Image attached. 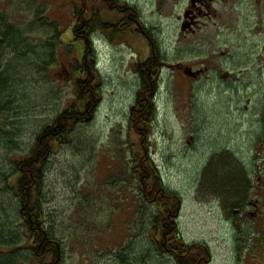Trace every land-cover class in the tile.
<instances>
[{
	"label": "rangeland",
	"instance_id": "obj_1",
	"mask_svg": "<svg viewBox=\"0 0 264 264\" xmlns=\"http://www.w3.org/2000/svg\"><path fill=\"white\" fill-rule=\"evenodd\" d=\"M161 2L158 12L151 9L157 0H140L146 20L159 24L165 43L149 156L168 191L181 200L178 225L183 240L209 246L211 264H255L236 253L224 233L219 196L224 175L232 171L235 175V170L247 166L260 132V124L248 113L261 116L264 97L258 96L246 109V99L230 92L217 94L208 78L191 85L176 72L177 64L192 62L187 45L175 43L184 7L171 10V0ZM82 3L90 15L93 7L103 12L100 2L96 8L92 0ZM78 4V0H0V16L15 26L20 43L19 50L9 49L3 55L4 66L10 64L15 102L4 132L16 133L0 131L1 169L9 171L11 163L4 137L14 136L21 157L36 133L75 97L69 64L82 55L83 43L73 33ZM100 32L95 30L92 44L103 81L102 100L94 117L75 128L72 141L51 155L45 177L47 226L63 247L59 264H176L153 245L150 224L156 206L143 197L151 198V182L141 188L139 178L130 173L129 121L141 86L136 64L145 49L143 44L123 42L120 35L109 42ZM132 145L137 150L138 145ZM4 194L0 208L8 219L13 217V230L22 233L19 220H14L16 198ZM19 248L20 260L35 264L31 252Z\"/></svg>",
	"mask_w": 264,
	"mask_h": 264
},
{
	"label": "trees",
	"instance_id": "obj_2",
	"mask_svg": "<svg viewBox=\"0 0 264 264\" xmlns=\"http://www.w3.org/2000/svg\"><path fill=\"white\" fill-rule=\"evenodd\" d=\"M75 1V0H73ZM83 0L74 6L73 33L76 41H81L82 55L70 61V79L75 97L69 101L66 108L55 119L44 125L35 135L30 150L21 153L19 157L14 136L4 137L5 150L10 154L9 171L0 168V194L5 192L16 198L14 220H19L21 231L13 230V223L0 208V264H24L20 260L19 246H25L32 254L35 264H59V256L63 254L61 241L48 228L44 210L45 177L48 171V161L61 146L71 142L75 128L94 117L98 104L102 100V77L98 68V58L91 38L95 30L109 32L113 25L107 23L102 13L88 14ZM94 1V0H92ZM91 6V5H90ZM91 9V7H90ZM93 12V11H92ZM54 24H52L53 26ZM111 38L123 36L121 24H115ZM15 26L0 16V131L4 132V121L14 110V89L8 75L10 64L4 66L3 55L7 50H19L20 43ZM80 50V51H81ZM158 66L153 64V58L142 61L138 68L141 86L136 94V100L131 108L128 141L133 149L130 161L131 175L138 177L141 188L150 181L148 195L156 207L155 215L150 224L153 245L160 255H168L176 264H211L212 253L205 244H187L181 237L178 219L181 210V200L176 193L168 191L162 176L149 156V138L151 129L157 117L156 97L160 86V73L164 65L161 48H158ZM144 66L155 72L154 78ZM143 68V69H140ZM14 129V128H13ZM138 145L134 150V145ZM236 171V170H235ZM234 171L231 173L233 178ZM229 179V178H228ZM231 181V180H229ZM6 220V221H5ZM124 258V257H122ZM58 262V263H57Z\"/></svg>",
	"mask_w": 264,
	"mask_h": 264
},
{
	"label": "flooded vegetation",
	"instance_id": "obj_3",
	"mask_svg": "<svg viewBox=\"0 0 264 264\" xmlns=\"http://www.w3.org/2000/svg\"><path fill=\"white\" fill-rule=\"evenodd\" d=\"M99 2L106 22L121 24L123 42L143 44L145 53L138 56L136 67L151 57L158 66V48L165 43L159 24L146 20L140 0H94L95 8ZM161 7V0L151 5L152 11L161 12ZM177 7L184 8L175 43L187 45L192 62L177 64L176 72L191 85L208 78L217 94L230 92L246 99V109L258 96L264 97V0H171V10ZM93 13L99 11L93 7ZM113 26L102 37L109 42ZM145 68L154 78L153 69ZM262 112L248 113L260 124V132L246 168L236 170L232 179V172L224 175L219 196L224 233L236 253L255 264L264 261V105Z\"/></svg>",
	"mask_w": 264,
	"mask_h": 264
},
{
	"label": "bare ground",
	"instance_id": "obj_4",
	"mask_svg": "<svg viewBox=\"0 0 264 264\" xmlns=\"http://www.w3.org/2000/svg\"><path fill=\"white\" fill-rule=\"evenodd\" d=\"M91 41H93V37L91 38ZM161 74V73H160Z\"/></svg>",
	"mask_w": 264,
	"mask_h": 264
},
{
	"label": "water",
	"instance_id": "obj_5",
	"mask_svg": "<svg viewBox=\"0 0 264 264\" xmlns=\"http://www.w3.org/2000/svg\"><path fill=\"white\" fill-rule=\"evenodd\" d=\"M186 73L188 74V71Z\"/></svg>",
	"mask_w": 264,
	"mask_h": 264
}]
</instances>
